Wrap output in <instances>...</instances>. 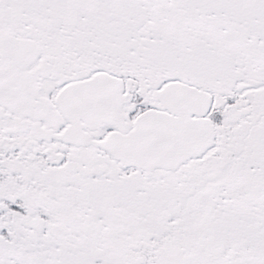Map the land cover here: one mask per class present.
Wrapping results in <instances>:
<instances>
[{
    "label": "snow or ice",
    "instance_id": "snow-or-ice-1",
    "mask_svg": "<svg viewBox=\"0 0 264 264\" xmlns=\"http://www.w3.org/2000/svg\"><path fill=\"white\" fill-rule=\"evenodd\" d=\"M0 264H264V0H0Z\"/></svg>",
    "mask_w": 264,
    "mask_h": 264
}]
</instances>
